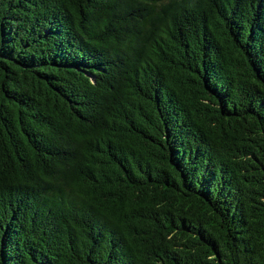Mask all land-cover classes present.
I'll use <instances>...</instances> for the list:
<instances>
[{
    "label": "trees",
    "instance_id": "obj_1",
    "mask_svg": "<svg viewBox=\"0 0 264 264\" xmlns=\"http://www.w3.org/2000/svg\"><path fill=\"white\" fill-rule=\"evenodd\" d=\"M0 264H264V0H0Z\"/></svg>",
    "mask_w": 264,
    "mask_h": 264
}]
</instances>
